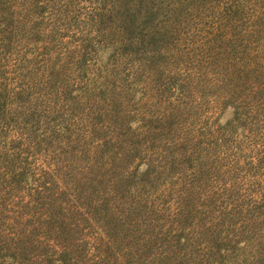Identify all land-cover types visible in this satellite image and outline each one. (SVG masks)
Returning <instances> with one entry per match:
<instances>
[{"label":"rangeland","instance_id":"obj_1","mask_svg":"<svg viewBox=\"0 0 264 264\" xmlns=\"http://www.w3.org/2000/svg\"><path fill=\"white\" fill-rule=\"evenodd\" d=\"M148 171L124 194L184 191L196 223L259 200L264 0H0V264L27 236L57 256L77 188Z\"/></svg>","mask_w":264,"mask_h":264},{"label":"trees","instance_id":"obj_2","mask_svg":"<svg viewBox=\"0 0 264 264\" xmlns=\"http://www.w3.org/2000/svg\"><path fill=\"white\" fill-rule=\"evenodd\" d=\"M149 172L123 177L120 185L112 179L103 186L98 180L101 189L93 182L92 196L77 188L70 208H61L57 233L51 234L61 243L57 256L41 242L31 254L32 236L14 240L9 256L21 264H30L35 256L39 260L33 264H264V192L257 201L222 207L217 220L207 211L200 224L184 191L173 208L170 202L148 199V192L130 198L124 194L130 186L144 191L154 186L159 178ZM55 200L46 208L48 228L59 219L51 214Z\"/></svg>","mask_w":264,"mask_h":264}]
</instances>
